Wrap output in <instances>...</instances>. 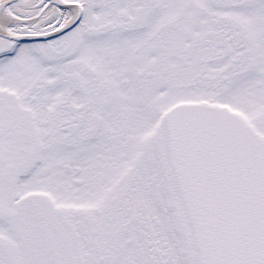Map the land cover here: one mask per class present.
Masks as SVG:
<instances>
[{"label": "snow or ice", "instance_id": "6c2138e0", "mask_svg": "<svg viewBox=\"0 0 264 264\" xmlns=\"http://www.w3.org/2000/svg\"><path fill=\"white\" fill-rule=\"evenodd\" d=\"M0 264H264V0H0Z\"/></svg>", "mask_w": 264, "mask_h": 264}]
</instances>
